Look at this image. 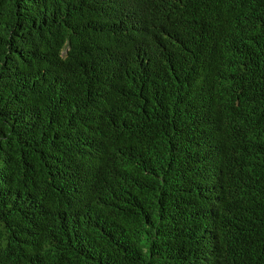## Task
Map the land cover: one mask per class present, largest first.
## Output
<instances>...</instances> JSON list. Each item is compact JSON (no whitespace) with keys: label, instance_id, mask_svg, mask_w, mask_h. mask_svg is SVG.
<instances>
[{"label":"trees","instance_id":"trees-1","mask_svg":"<svg viewBox=\"0 0 264 264\" xmlns=\"http://www.w3.org/2000/svg\"><path fill=\"white\" fill-rule=\"evenodd\" d=\"M0 264H264V0H0Z\"/></svg>","mask_w":264,"mask_h":264}]
</instances>
